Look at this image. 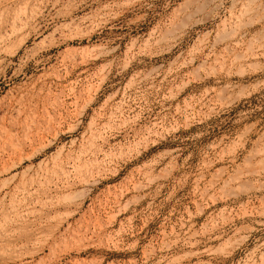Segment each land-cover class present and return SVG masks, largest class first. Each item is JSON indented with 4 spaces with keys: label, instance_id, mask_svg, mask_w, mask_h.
Listing matches in <instances>:
<instances>
[{
    "label": "rangeland",
    "instance_id": "rangeland-1",
    "mask_svg": "<svg viewBox=\"0 0 264 264\" xmlns=\"http://www.w3.org/2000/svg\"><path fill=\"white\" fill-rule=\"evenodd\" d=\"M0 264H264V0H0Z\"/></svg>",
    "mask_w": 264,
    "mask_h": 264
}]
</instances>
